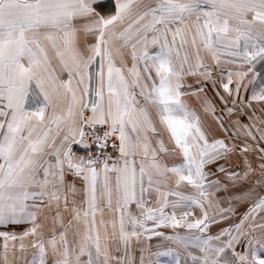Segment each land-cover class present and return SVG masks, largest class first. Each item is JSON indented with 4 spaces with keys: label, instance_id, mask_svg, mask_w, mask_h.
<instances>
[{
    "label": "snow or ice",
    "instance_id": "1",
    "mask_svg": "<svg viewBox=\"0 0 264 264\" xmlns=\"http://www.w3.org/2000/svg\"><path fill=\"white\" fill-rule=\"evenodd\" d=\"M163 257L264 264V0H0V264Z\"/></svg>",
    "mask_w": 264,
    "mask_h": 264
},
{
    "label": "rangeland",
    "instance_id": "2",
    "mask_svg": "<svg viewBox=\"0 0 264 264\" xmlns=\"http://www.w3.org/2000/svg\"><path fill=\"white\" fill-rule=\"evenodd\" d=\"M153 243H155V238L152 241ZM170 259V257H163L162 260L165 262V264H167V261Z\"/></svg>",
    "mask_w": 264,
    "mask_h": 264
},
{
    "label": "crops",
    "instance_id": "3",
    "mask_svg": "<svg viewBox=\"0 0 264 264\" xmlns=\"http://www.w3.org/2000/svg\"><path fill=\"white\" fill-rule=\"evenodd\" d=\"M165 231H170V230H167V229H166Z\"/></svg>",
    "mask_w": 264,
    "mask_h": 264
}]
</instances>
